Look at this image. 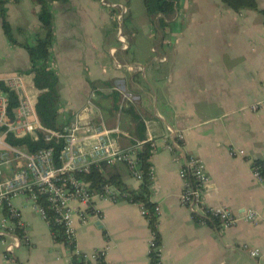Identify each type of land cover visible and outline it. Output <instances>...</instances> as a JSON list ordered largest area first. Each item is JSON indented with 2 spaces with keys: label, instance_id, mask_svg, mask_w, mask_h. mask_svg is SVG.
<instances>
[{
  "label": "crops",
  "instance_id": "crops-1",
  "mask_svg": "<svg viewBox=\"0 0 264 264\" xmlns=\"http://www.w3.org/2000/svg\"><path fill=\"white\" fill-rule=\"evenodd\" d=\"M187 1L176 0L167 15L146 13L158 35L153 41L122 28L130 11L125 4L51 1L49 66L58 78V122L101 123L120 149L155 141L148 199L159 207L161 264H264V185L251 172L255 159L264 161V107L249 109L264 99V0H255L258 10L239 11L221 0ZM4 6L13 37L36 45L44 35L38 7L31 0H6ZM29 68L27 51L8 41L0 20V81L10 87L18 78L35 111ZM179 133L183 140L173 153L165 146L177 142ZM188 155L205 164V205L226 206L239 216L235 225L219 231L196 223L180 203L179 168ZM13 170L5 168V176ZM104 174H117L129 190L141 184L125 163L109 165ZM11 204L27 240L21 232H2L0 264H71L68 249L53 239L33 202L19 194ZM92 205L99 216L82 222L74 215V249L105 248L101 264H149L151 231L141 205L99 196ZM247 208L258 213L255 223L241 217ZM12 242L19 245L7 255Z\"/></svg>",
  "mask_w": 264,
  "mask_h": 264
},
{
  "label": "built area",
  "instance_id": "built-area-1",
  "mask_svg": "<svg viewBox=\"0 0 264 264\" xmlns=\"http://www.w3.org/2000/svg\"><path fill=\"white\" fill-rule=\"evenodd\" d=\"M9 86L17 96L18 105L12 110V122L8 123L10 117L8 98L0 88V127H4L0 130V209H6V213L0 216V234L19 230L23 239L27 240L26 227L19 212L11 204L13 197L24 194L33 202L36 211L46 222L49 230L52 222L62 227L65 241L61 242L68 249L72 261L73 257L81 256L84 264H101L105 248L90 252H79L74 249L73 218L77 215L82 222H85L89 214L99 216L92 205L95 196L118 201L124 198V194H120L118 189L110 183L103 184L100 191H95L89 182L77 177L75 172H87L92 165L99 163L106 165L125 163L132 176L141 181L142 172L139 167L138 152L144 143H148L153 150L156 147L155 141L148 138L129 148L120 149L115 146L110 130L101 123L81 124L74 121L60 131L44 129L37 120L20 80L15 77ZM262 107H264V99L253 102L249 109L258 111ZM38 131L44 134L46 140L56 138L63 141L58 166L55 165L53 150L50 147L29 152L6 141L8 133L16 137L34 134L33 138H37ZM176 138L177 142L165 146L173 153L180 148L179 142H182L183 135L179 133ZM239 153L243 154V151L239 150ZM11 166L14 168L12 174L5 176L4 169ZM251 172L253 178L264 185V176L258 164L252 162ZM148 176L152 183L154 179L152 166L148 168ZM179 176L183 179L179 201L187 208L193 220L197 216V223L206 224L207 219H215L219 231L236 224L239 216L226 206L205 205L203 189L208 176L201 158L193 155L184 156L179 168ZM40 195L44 197L51 215L48 214L47 208L39 202ZM74 203L78 204L76 209L73 207ZM141 212L143 215L147 213L142 206ZM154 213L158 215V206H154ZM241 217L253 223L259 219L258 213L252 208L243 210ZM16 245H19V242L9 243L6 246V254L10 255ZM155 246V235L151 232L148 252L154 249L160 251L161 247L155 248ZM248 252L251 255L258 253L256 249H248ZM72 261L71 264H74Z\"/></svg>",
  "mask_w": 264,
  "mask_h": 264
},
{
  "label": "trees",
  "instance_id": "trees-1",
  "mask_svg": "<svg viewBox=\"0 0 264 264\" xmlns=\"http://www.w3.org/2000/svg\"><path fill=\"white\" fill-rule=\"evenodd\" d=\"M5 1L6 0H0L1 27L11 44L20 45L27 51L30 61L28 73L31 76L29 81L36 90L34 108L39 123L44 129L60 131L62 130L63 125L58 122V78L54 70L49 66V50L53 41L52 13L49 3L51 1L57 0H31L38 7L37 16L41 27L44 29V35L36 39V45L34 46H30L27 43L18 42L13 37L11 26L6 16V9L4 6ZM175 1L176 0H142L145 12L148 16H156L158 14L167 15L172 13L174 10ZM221 2L234 11H239L240 9L258 10L255 0H221ZM160 23L163 24V21L160 20ZM0 88L7 94L8 113L12 117V110L18 105L17 96L15 92L6 86L2 81H0ZM2 129H4V127H0V130ZM6 141L13 146L22 147L29 152L50 147L53 150L55 165L58 166L60 164L59 155L63 146V141L60 139L51 138L46 140L44 138V134L41 131H38L37 138H33L30 135L16 137L12 133H8L6 135ZM150 151L151 147L149 144L144 143L138 152L142 180L137 190H129L117 174H109L108 176L105 175L104 171L109 166L105 163L92 165L87 172H75V175L89 182L91 188L95 191H100L103 184L110 183L118 189L120 194H124V198L122 199L132 203H139L147 211L144 217L147 220L148 228L155 235L156 248L157 246L161 245V240L157 227V215L154 213L155 205L148 199L151 184L150 178L148 176V168L150 166L148 158ZM253 162L254 164H258L260 166L261 173L264 176V161L255 159ZM38 199L39 202H41L47 208L48 214L51 215L52 213L48 209L44 197L40 195ZM2 210L6 213L5 208ZM194 221L196 223L198 222L197 216L194 218ZM206 224L218 228V224L215 219H207ZM17 231L19 232V230ZM50 231H52L51 235L55 241H65V234L59 224L52 222ZM159 256L160 251L157 249L148 252L149 264H160L161 262ZM73 262L74 264H84L81 256L73 257Z\"/></svg>",
  "mask_w": 264,
  "mask_h": 264
},
{
  "label": "rangeland",
  "instance_id": "rangeland-1",
  "mask_svg": "<svg viewBox=\"0 0 264 264\" xmlns=\"http://www.w3.org/2000/svg\"><path fill=\"white\" fill-rule=\"evenodd\" d=\"M101 5L102 0H98ZM110 2L111 0H106ZM117 2V4H125L129 7V13L123 15V26L126 33L131 35L134 34V37L137 38H146L147 40L153 41L158 36L155 29L151 28L148 23H152L148 16L146 15L142 0H112ZM188 5H195L197 0H188ZM183 3H181V6ZM103 7V6H102ZM105 8V7H103ZM106 9V8H105ZM159 16V14H158ZM122 20V19H121ZM148 20V22H147ZM119 23L116 22V27Z\"/></svg>",
  "mask_w": 264,
  "mask_h": 264
},
{
  "label": "water",
  "instance_id": "water-1",
  "mask_svg": "<svg viewBox=\"0 0 264 264\" xmlns=\"http://www.w3.org/2000/svg\"><path fill=\"white\" fill-rule=\"evenodd\" d=\"M12 122V117L10 116L9 117V120H8V123H11ZM97 224V223H96Z\"/></svg>",
  "mask_w": 264,
  "mask_h": 264
}]
</instances>
